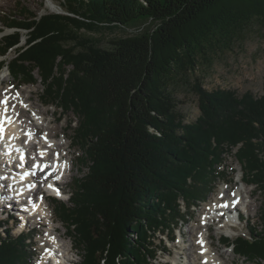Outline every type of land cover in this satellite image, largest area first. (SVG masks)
Wrapping results in <instances>:
<instances>
[{
  "label": "trees",
  "instance_id": "trees-1",
  "mask_svg": "<svg viewBox=\"0 0 264 264\" xmlns=\"http://www.w3.org/2000/svg\"><path fill=\"white\" fill-rule=\"evenodd\" d=\"M62 1L65 13L4 22L13 31L3 36L0 70L32 84L39 73L45 104L78 118L74 137L88 172L56 206L77 240V264H150L154 252L142 253L141 241L149 231L174 232L185 219L181 200L200 199L235 149L246 179L264 192V94L208 90L193 77L234 51L252 25L264 27V0ZM129 26L140 30L104 46L105 31ZM179 81L198 96L195 122L178 109L171 86ZM261 218V229L223 242L264 261V207ZM10 231L0 220V264H27L31 239Z\"/></svg>",
  "mask_w": 264,
  "mask_h": 264
},
{
  "label": "rangeland",
  "instance_id": "rangeland-1",
  "mask_svg": "<svg viewBox=\"0 0 264 264\" xmlns=\"http://www.w3.org/2000/svg\"><path fill=\"white\" fill-rule=\"evenodd\" d=\"M65 8H67V6H65V2L62 0H4L3 3H0V45L3 42V36L13 31V28H5L4 26V22L8 21L9 17L12 15L16 14V16L27 17L29 11L30 13L36 14L44 13V15L56 12L65 13ZM139 30L138 27L129 26L122 27L121 29L105 31L108 34H106L107 38L104 39V46L107 45L108 38L125 34L132 35ZM27 32L28 31H23L24 37L21 45L26 44ZM89 32L91 33V31ZM93 35L97 36L99 33ZM15 56L16 50L12 49L7 55V60H11ZM197 76L202 79L201 81L204 87L208 90H231L235 92L238 97H242L247 93H252L256 97H261L264 94V27H261L258 23L252 25L245 37L235 46L234 51H226L216 55L211 59V62L205 63L201 66L193 77L195 78ZM36 78H38L37 84L27 83L21 85L22 81L14 78L9 69L4 68L0 71V97H5V94L12 91V89H15L11 93V96H13L14 99L18 97L20 98L22 95L27 98L31 97V101L26 98L25 101L27 102L23 104H21V101H17V103L13 105L10 104V108L13 112H16L15 110L21 108L24 111L21 115L26 112V116H22L24 117L22 120L29 117L26 119L30 120L28 124L24 121L26 126L40 124L42 132L46 129L49 133L55 134L60 128L66 125L68 137H64L62 132L53 136L55 137L54 142H57V144L74 142L72 147L67 148L66 150L71 151V154L68 157V162L73 166V170L70 172V175L65 177V183L67 184L68 189L64 191L62 195L63 199H53L50 193L39 192V200L41 201L42 197L44 203L43 212L41 213L43 214L42 216H45L44 219L37 220V218H34L32 215H28L25 222L20 219H18V222H13L8 216V211H3V208H0V220H6L3 221L4 227H8L12 234L18 235L19 233H22L27 239H31L29 240L31 246H29L28 253L32 256L27 264H36L43 259L41 253L44 252L43 247L46 245L43 241L47 238L45 236L46 232L50 230L52 224L59 230L58 234H60L59 236L62 238L61 244L64 247H61V249L65 251L66 254L67 251L65 245L69 244L70 260L67 261V264H77L82 261L80 255L81 252L76 244L77 240L75 239V236L72 235L71 230H69L65 223L61 221L56 206L61 201L68 202L70 193L76 188V179L82 178L88 172L87 167H85L86 161H82L81 159L84 153L82 150L83 147L81 144L77 143L76 138L74 137L78 118L73 112H64L54 104L46 105L43 98L44 88L39 73H37ZM171 89L175 93L174 96L179 101L178 109L186 116L185 122H195L199 119L201 108L199 107L198 96L193 91L191 85L184 81H179L176 84H172ZM31 104L33 107L30 108ZM24 107H27L26 110ZM36 113L44 116L35 115ZM53 118H57V121L53 120ZM64 146L66 148V145ZM61 148L63 149L62 146ZM243 168V165L240 163L236 155V149L232 153L224 154L223 161L217 165L214 176H210L211 180L208 181L207 188L205 191H201L202 195L200 199L193 204L190 203V206H187V204L181 200L185 219L177 223L174 232L165 233L158 231L156 234L151 231L148 232L149 236H147V242L141 241L145 246L142 248L141 252L145 254L146 250H153L155 259L149 257L150 264H174L173 259L177 260L178 264H185V262L189 261L187 255L188 252H192V242L196 244L194 254L196 251L200 252L201 245L198 238L202 235L208 237L210 235L209 240L213 244L212 248L215 252H213V256L220 260V264H264V261L262 260L258 262L237 254L231 244H226L222 240L224 236L230 237L229 240L232 241V239H237L239 235H249L252 229H261L263 225L261 213L264 207V192L258 190L253 184L247 183L250 181L246 179L247 176H245ZM222 188L228 190V194L223 193L228 195L227 197L231 202L236 195L242 193L243 200L246 204H249L247 207L249 211L248 218L246 217L247 214L241 211L242 209L238 210V213L245 217L244 220L241 221L239 229L233 231L234 233H231L227 229H223L221 222L213 220L217 223L212 224V221L208 220V217L214 215L212 212L213 210L210 208L212 206L217 207V197ZM43 189H45V187H43L42 190ZM250 190H253L256 195L253 199L252 197H249ZM156 201L157 200H155V202ZM242 208L245 209V206H242ZM46 216L48 217L46 218ZM53 217L54 222H51L50 219H53ZM26 222H28V226L25 227L23 223ZM44 223H47V225L44 226ZM146 223L147 222L144 221V227L148 228ZM36 225L39 226L38 230L35 228ZM49 225L51 226L49 227ZM208 225H211L209 231L207 229ZM229 234H232V236ZM138 235L140 234L137 231H133L130 236L132 239L138 241ZM201 261L203 260L201 259Z\"/></svg>",
  "mask_w": 264,
  "mask_h": 264
},
{
  "label": "bare ground",
  "instance_id": "bare-ground-1",
  "mask_svg": "<svg viewBox=\"0 0 264 264\" xmlns=\"http://www.w3.org/2000/svg\"><path fill=\"white\" fill-rule=\"evenodd\" d=\"M3 1L4 0H0V3L2 2L3 3ZM6 2V1H5ZM3 5V4H2ZM17 87V86H16ZM13 91V90H12ZM12 91H9L8 93H6V95H5V97H8V103H7V105H9V104H14V103H17V101H21L22 103L21 104H23V103H25V102H27V101H25L26 100V96H23L22 94V96L19 98H15V99H13V96H11V93H12ZM32 96V95H31ZM3 97V96H2ZM4 97V98H5ZM17 99V100H16ZM28 100H30L31 101V97H28L27 98ZM2 100H4V99H2ZM1 100V101H2ZM11 101V102H10ZM2 105H4V104H2ZM6 105V106H7ZM22 106V105H21ZM31 107H33L32 106V104L30 105V108ZM7 108V111L8 112H10L9 110H8V107H6ZM19 108V107H18ZM25 108V107H24ZM27 108V107H26ZM26 108H25V110H26ZM29 108V107H28ZM29 108V109H30ZM15 109V108H14ZM22 109V108H21ZM21 109H17V110H15L16 112H12V114H13V116L14 117H16V116H19L18 114H22L24 111H23V109L21 110ZM33 109H35V108H33ZM38 111V110H37ZM26 113V112H25ZM25 113L23 114V115H21V120L19 121L21 124L18 126V124H14L13 125V127H14V130L15 131H13L12 132V140H11V143H13V142H16V140L18 139V137L16 136V138H15V134H14V132H16V134L17 133H21L22 131H23V135L26 137V143L22 146V149L25 151V153L29 156V157H33V155H34V153H35V149H36V145L34 146V144H32L31 143V140H38L39 142H38V144H40V146L43 144V141H45L46 143H48L49 145H51L50 147H52L51 149H50V147H45V146H42V148H40V146L38 147V148H40V150L41 151H43V152H45V153H48V152H53V153H56V152H61V154H63L65 157H67V159H68V157L70 156V154H71V151H66L67 150V148H70V147H72V144L74 143V142H65V143H62V144H57V142H54V140H55V137L54 136H56L57 135V133H60V132H62L63 133V135H64V137H68V131L66 130V125L65 126H63L62 128H60V130L58 131V132H56L55 134L54 133H49V131H46V129H45V131L44 132H42V127H40V124H34V126H26V124H28V122L30 121V120H26V119H28V118H26L25 120H22V118H24V117H22V116H26L25 115ZM47 113V112H46ZM29 115V114H28ZM35 115H41V114H35ZM41 116H44V115H41ZM60 116V115H59ZM31 118V117H30ZM53 120H55V121H57V118H53ZM24 121L25 122H27L26 124L24 123ZM45 127V126H44ZM55 128V127H54ZM49 130V129H48ZM45 132H47V133H45ZM29 134H31V135H29ZM41 134L43 135L42 136V138L40 139V138H38L39 136H41ZM46 134V136H47V140H45V135ZM54 135V136H53ZM64 145H66V148H65V146ZM48 146V145H47ZM61 146L63 147V149L61 148ZM11 152H9V154H10ZM69 161H70V158H69ZM67 165V164H66ZM73 170V166L70 168V171H72ZM42 178H43V175L41 176ZM54 188L55 189H60V190H67L68 188H67V184L66 183H63L61 186H59V185H56L55 184V186H54ZM52 192H54V190L52 191ZM225 194L227 193L228 194V190H226V192H224ZM239 193V192H238ZM249 197L251 198L252 197V199L254 198V197H256V195H255V193H254V191L253 190H250L249 191ZM241 198V204H240V206H246V208L248 207V205L249 204H246V202L243 200V195H242V193H239L238 195H236L234 198H233V201H235V199L236 198ZM0 200H1V202H0V208H3V211L5 210V211H8V213H9V217L10 218H13V222H16L17 220H16V217H17V215L15 214L16 212V210H18L16 207H15V205L13 204L14 202L9 198V197H6V198H3L2 197V195H0ZM225 200H228V199H225ZM41 202V201H40ZM43 202H41L40 203V213L39 214H37L36 212H32V214L35 216L34 218H37V220H40V219H44L45 218V216H42L43 214H41L42 212H43ZM215 204V203H214ZM231 205H234V203L232 204L231 203ZM219 207L220 206H218L217 205V207H214V206H212L210 209H212L214 212H217L218 210H219ZM223 210V209H222ZM233 209H231V210H227L226 211V213H224V217L222 218V219H224V221L223 222H226V221H237V222H239V221H242V220H244L242 217L243 216H238V206H236V210H235V212L234 211H232ZM249 212V211H248ZM247 216H249V214L247 213ZM23 217H26V216H24L23 215ZM48 216H46V218H47ZM55 217V216H54ZM248 218V217H247ZM213 220H216V219H213ZM47 221V220H46ZM45 221V222H46ZM50 221L52 222L53 220L52 219H50ZM217 221V220H216ZM42 222H43V220H42ZM239 223H241V222H239ZM47 225V223H44V226H46ZM51 225H49V227H50ZM35 228L38 230L39 229V226H35ZM43 228V227H42ZM210 228H211V225H208L207 226V229H208V231L210 230ZM42 230V229H41ZM51 231H56L57 233H52ZM59 233V230L56 228V226H54L53 224H52V227L50 228V230L47 232V234L45 235V236H47V238H45L44 239V242H46V240H47V242H49V243H44V244H46V246H50V242L52 243V244H54V249H52V248H50L49 250H48V254H47V256L43 259V261L41 262V264H67V261L68 260H70V256H69V251H70V247L66 244L65 245V248H66V251H67V254L65 253V251H63L62 249H61V247H63L62 246V244H61V242H62V238H60L61 236H59L60 234H58ZM210 239V235H209V237L208 236H202L201 238H200V241L201 240H203V241H207V246L206 247H208V254H205V255H201V254H199L197 251H196V253L194 254V250H196V244L194 243V242H192L191 243V250H192V252H188V257H189V261H187V262H185V264H205V263H203L202 261H201V259L203 260L204 258H207L208 259V263H206V264H220V260L218 259V258H216V257H214L213 256V252H214V250H213V244L211 243V241L209 240ZM66 242V241H65ZM51 247V246H50ZM64 248V247H63ZM200 250H202V247L200 248ZM215 253V252H214ZM53 254V255H52ZM221 259V258H220ZM174 261H173V263L175 264H178V261L177 260H175V259H173ZM200 260V261H199ZM47 261H49V263H47ZM52 261V262H51ZM51 262V263H50Z\"/></svg>",
  "mask_w": 264,
  "mask_h": 264
},
{
  "label": "snow or ice",
  "instance_id": "snow-or-ice-1",
  "mask_svg": "<svg viewBox=\"0 0 264 264\" xmlns=\"http://www.w3.org/2000/svg\"><path fill=\"white\" fill-rule=\"evenodd\" d=\"M7 103H8V98L7 97H5L4 98V100H2V101H0V104H4V105H7ZM7 112V108H5V113ZM5 118L6 119H8L7 118V116H5ZM3 131V128H2V126H0V132H2ZM29 135H31V134H29ZM45 140H47V136H46V134H45ZM41 156H44V155H46V153L45 152H43V151H41ZM57 156H58V154H57ZM21 160H23L24 159V157L23 156H21V158H20ZM35 167H37V168H40L41 170H43V169H46L47 167H48V164H44V165H40L38 162L34 165ZM66 166V165H65ZM21 167H23V164H21ZM57 179H59V177H57ZM31 187H35V185H32ZM49 187H52V185H49ZM59 190L57 189V192H58ZM221 195H223V194H221ZM233 195H234V193H233ZM43 198L41 197V200H42ZM238 202V201H237ZM223 206H225V207H227V206H229V205H227V204H225V205H223ZM34 207H35V205H34ZM200 243L201 244H203V240H201L200 241ZM205 264H206V262H205Z\"/></svg>",
  "mask_w": 264,
  "mask_h": 264
}]
</instances>
